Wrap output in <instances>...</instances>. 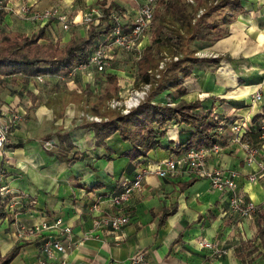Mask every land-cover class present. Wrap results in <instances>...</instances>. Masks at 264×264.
Segmentation results:
<instances>
[{
  "label": "crops",
  "instance_id": "0c3cea01",
  "mask_svg": "<svg viewBox=\"0 0 264 264\" xmlns=\"http://www.w3.org/2000/svg\"><path fill=\"white\" fill-rule=\"evenodd\" d=\"M102 1L123 10L127 25L135 20L146 2L7 0L16 13L25 4L41 10L58 6L64 14L76 18L78 24L64 31L57 22L33 24L16 13L0 12V34L31 35L44 29L50 41L64 46L73 37L86 36L88 28L80 19L92 7L104 10ZM185 1L197 6L202 0ZM241 5V10L213 11L205 18L220 26L226 16L231 22L223 26L225 35L221 39L212 43L196 41L190 46L201 61L190 65L189 77L179 75V87L172 86L173 81L163 85V91L171 94L169 102L158 98L153 102L175 106L181 101L201 100L199 113L212 112L220 120L217 143L222 151L218 156H210L207 165L239 172V194L258 207L253 219L242 220L233 213L229 209L230 195L213 190L209 180L187 175L159 178L150 174L123 206V211L130 214V223L123 231L95 228L93 204L99 202L102 212L114 214L108 204L109 195L126 187L136 175V166L121 157L132 146L116 134L106 142L107 153L97 145L92 130L80 123L73 125L71 120L83 106L74 103L76 97L81 98L73 95L72 89H81L76 80L68 78L61 82L57 77H49L25 86L21 80L13 82L8 78L0 85V115L6 117L8 112H15L23 119L9 136L6 154L0 152V189L7 187L9 194L22 199V204L14 212L5 207L8 216L0 217V260L20 247L12 264H60V260L67 264H132V258L138 254L150 264H264V236L260 232L264 229V220L260 219L264 215V171L258 166L263 161L264 140L253 141L262 153L257 156V163L249 166L244 149L233 142L232 133V126L239 123L245 128V136L256 125L254 119L264 114V0H242ZM207 6L200 7L198 16ZM149 32L141 43L143 51L152 44V27ZM111 66L103 73L116 75L121 85L115 69L109 70ZM90 70L88 74L78 72L79 80L91 87L98 79L97 83L103 86L100 93L104 94L106 78L94 67L86 71ZM131 85H127V90ZM181 88L184 93H180ZM257 93H261L262 101L253 103ZM60 113L64 117L58 119ZM59 132L69 133L75 150L88 154L90 159L68 164L53 155L59 146ZM193 132L186 125L171 126L162 147L142 159L141 166L156 170L177 154L174 150L191 139ZM48 143L53 147L47 146ZM259 172V180L250 183L248 177ZM97 184L103 188L94 192L86 189ZM23 205L27 208L21 211ZM58 219H62L63 226L72 228V234L62 235L53 229L39 236L20 237L23 227L53 225ZM48 238L59 239L65 253L57 252L54 259L47 258L42 248ZM202 240L214 243L217 253L201 247Z\"/></svg>",
  "mask_w": 264,
  "mask_h": 264
},
{
  "label": "trees",
  "instance_id": "16d2710c",
  "mask_svg": "<svg viewBox=\"0 0 264 264\" xmlns=\"http://www.w3.org/2000/svg\"><path fill=\"white\" fill-rule=\"evenodd\" d=\"M241 2L242 0H202L197 6H192L185 0H159L152 23V44L143 51L137 62V87L153 85L154 72L159 69H162L160 70L162 80L158 87L162 88L164 84L172 81L174 82L172 86L179 87V75L189 77L190 65L201 61L195 57V51H192L190 46L196 41L212 43L221 39L225 35L223 26L231 22V18L226 16L220 26V23L208 22L205 18L213 11L241 10ZM101 3L104 7V17L100 23L91 25L85 37H73L64 46L50 41L44 29L31 35L0 34V85L5 84V79L8 78L13 82L21 80L25 86L38 77L63 76L68 79L72 71L87 64L91 55L111 37L115 27L112 13L115 11L124 13L113 3L109 5L106 1ZM203 4L208 6L204 13L198 16ZM124 28L128 32L129 27L125 25ZM176 57L178 60H175ZM162 63L165 66L160 68ZM103 75L108 84L106 93L94 96L90 86L85 91L89 94L87 99L89 103L92 97L96 98L91 112L102 119L101 122H87V128L94 132L97 145L102 146L107 153L109 147L106 142L116 134L123 142L129 143L132 146L131 150L121 157L129 159L136 166V171L143 168L140 162L142 159H147L152 151L162 147V141L173 125H186L194 130L191 139L178 145L174 150L177 154L193 148L210 147L218 142L217 130L221 128L220 120L212 112L199 113L202 107L201 100L192 103L181 101L175 106H170L154 103L150 98H146L139 107L128 114H122L120 110L107 108L111 100L119 98L121 89L119 78L114 74ZM180 93H184V88L180 89ZM57 116L60 119L64 114L60 113ZM254 123L256 125L244 136V140L253 146H255L253 141L258 142L263 135L261 125L264 124V114L256 117ZM57 137L59 146L52 154L60 161L73 164L90 159L88 154L75 150L69 133L59 132ZM102 159L110 160L107 157ZM102 188L101 184L86 187L91 192ZM118 191L120 189L114 190L113 193ZM7 204L8 199L0 204V217L8 216L4 212ZM26 208L23 205L21 211ZM260 219L264 220V215L261 214ZM260 232L264 236V229ZM19 250L20 247L15 248L7 257L0 260V264H12Z\"/></svg>",
  "mask_w": 264,
  "mask_h": 264
},
{
  "label": "built area",
  "instance_id": "2783aa9c",
  "mask_svg": "<svg viewBox=\"0 0 264 264\" xmlns=\"http://www.w3.org/2000/svg\"><path fill=\"white\" fill-rule=\"evenodd\" d=\"M158 2L159 0H146L144 5L139 9L137 17L130 25L124 23L126 18L125 13L113 12L111 17L115 22V27L109 41L104 43L91 55L87 64L81 65L72 71L69 78L72 79L78 72L85 71L90 67H94L99 73L105 72L106 69L110 67V62L114 59L113 53L115 49H122L126 52L136 50L140 45L141 38L144 37L152 27ZM0 12L16 13L14 6H11L7 0H0ZM16 14H18L23 20L33 24L45 25L50 22H57L64 31H69L72 26L78 24L76 18L64 14L58 6H52L41 10L34 8L32 5L25 4L18 9ZM103 17L104 11L101 8L92 7L83 13L80 22L89 28L93 24H99ZM125 25L129 27L128 32L125 31ZM175 60H178V58L176 57ZM57 79L61 82L66 81L63 76H58ZM37 81L43 82L44 78L38 77ZM151 87V84L143 85L142 90L131 93L128 99H113L108 105L111 109L122 110L124 114H128L131 110L136 109L145 101ZM261 101V93L255 94L252 98L253 103H259ZM7 114L6 117L0 115V152L4 155L6 154L9 136L23 119L20 114L15 112H8ZM95 121L101 122L102 119L96 117ZM244 129V126L239 123H235L232 126L233 142L242 146L245 151V161L249 166H252L257 163V156H259L262 151L260 147L253 146L244 140ZM261 129L263 135L260 138L264 140V124L261 125ZM47 146L53 147L51 143H48ZM221 151V145L215 143L210 147L193 148L185 152L182 156L175 154L171 158L162 162L160 166L153 171L146 168H138L135 177L126 187L110 195L108 204L111 209L115 210L114 214L102 212L101 204L99 202L93 204L91 211L96 214L93 221L94 227L97 229H110L116 233L123 231L130 223V214L127 211H123V206L129 202L132 194L142 187L145 178L150 174H154L159 178L187 175L196 179L209 180L213 190L230 195L229 209L233 213L237 214L242 220L253 219L258 212V207L253 202L248 201L239 194V172L234 170L228 171L218 167L208 168V158L210 156H218ZM262 156L263 161L260 162L258 166L260 167V170L264 171V152L262 153ZM259 174L260 172L250 175L248 181L250 183L257 182L260 178ZM0 197L5 200L8 199L6 207L10 212H14L16 207L22 204V199L15 198L9 194V189L7 187L0 189ZM53 229L58 230L62 235L72 234V228L63 226L62 219L56 220L53 225L43 223L29 228L23 227L20 229L19 234L21 238H24L26 234L39 236L42 235L44 231ZM200 246L217 253V248L212 242L202 240ZM42 251L47 258L54 259L57 252L65 253V246L56 238H48L44 241ZM60 264H67V262L65 260H60ZM132 264L150 263L145 261V258L142 255L138 254L132 258Z\"/></svg>",
  "mask_w": 264,
  "mask_h": 264
},
{
  "label": "rangeland",
  "instance_id": "374dc122",
  "mask_svg": "<svg viewBox=\"0 0 264 264\" xmlns=\"http://www.w3.org/2000/svg\"><path fill=\"white\" fill-rule=\"evenodd\" d=\"M147 34H145V36H147ZM143 40H144V37L141 38L139 47L132 52H126L122 49H117L119 50L118 52L116 49L114 50L115 52V54L113 53L114 59L113 61L110 62L113 65L112 66L110 65L111 68L109 70L115 69L114 71H116L118 76L120 77V80H121L120 86L122 88L121 89L122 91L120 90L121 94L119 98H121L122 100L128 99L131 93L142 90L143 85H141L140 87H137V62L139 58H141L142 53H143V50H142L143 44H141ZM160 70L162 69H159L154 72L155 74L154 80H153L154 84L152 85L151 89L148 91L146 98H150L152 101H155V99L158 98L159 99L158 101L166 103V102H169V98L171 94H169L167 91H163L161 87H158V85L160 84V81L162 80L161 78L162 74L160 73ZM85 73L87 74L91 73V70L89 72L85 70ZM80 75L78 76V73H77L72 79H69L70 81L76 80L77 83L80 84V87H81V89H78L79 92L77 89H72L73 95H76V96L78 95L81 97L80 99H77L76 97V100H74V103L78 102V103L83 104V106L81 107L82 110L79 113L77 112L74 115V119H72L71 122L73 123V125L80 123L87 127V122L95 121V118L98 117L96 115H93V113L91 112L92 105L94 104L96 98L92 97L90 100V103L88 102L87 99L89 98V94H86L85 91L90 84H87L88 86L83 84V82L81 81V78L79 80ZM97 80L98 79H95L94 83H91L92 88L90 89V91L94 92V96H96L97 94H101L100 92L101 90H103L102 89L103 86L100 83L98 84ZM131 83H132L131 87L127 90L128 88L127 85ZM107 90H108V85L105 87L104 92L106 93ZM108 107L109 105H107V108ZM108 109H111V108L109 107ZM111 110H114V109H111ZM120 112L124 114L122 110H120ZM3 201L4 199L0 201V204H3Z\"/></svg>",
  "mask_w": 264,
  "mask_h": 264
}]
</instances>
